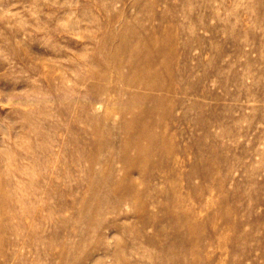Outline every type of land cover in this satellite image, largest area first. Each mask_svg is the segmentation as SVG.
<instances>
[{
  "label": "rangeland",
  "instance_id": "rangeland-1",
  "mask_svg": "<svg viewBox=\"0 0 264 264\" xmlns=\"http://www.w3.org/2000/svg\"><path fill=\"white\" fill-rule=\"evenodd\" d=\"M0 264H264V0H0Z\"/></svg>",
  "mask_w": 264,
  "mask_h": 264
},
{
  "label": "bare ground",
  "instance_id": "bare-ground-1",
  "mask_svg": "<svg viewBox=\"0 0 264 264\" xmlns=\"http://www.w3.org/2000/svg\"><path fill=\"white\" fill-rule=\"evenodd\" d=\"M147 39V38H146ZM115 40V39H114ZM148 40V39H147ZM141 41H143V39L141 40ZM140 41V42H141ZM145 41V40H144ZM144 41H143V45L145 46V44H144ZM149 42H150V40H149ZM145 43H146V41H145ZM147 43H148V41H147ZM136 44V43H135ZM134 44V46H133V48L134 49H136V50H138L137 48H139L140 46H142L143 48H144V46L143 45H140V46H138L139 45V43L137 44V46ZM141 47V48H142ZM142 52V51H141ZM144 52V51H143ZM142 52V53H143ZM146 52V51H145ZM154 52V51H153ZM156 52V51H155ZM154 52V53H155ZM147 53V52H146ZM136 55V56H135ZM135 55H133V57H134V60L132 61L131 60V58H130V60L132 61H130V64H128V65H130V70H131V72H132V74L131 75H134L132 78H129V79H127V80H125V82L127 83L126 85H129L128 86V88H126L125 89V91H122L123 92V94H126V96H128V100H127V102H128V108L130 107V106H132L133 105V109H134V103L136 104L137 103V105H138V100L139 99H143V98H145V97H143L142 95H140V94H138V93H136V91L134 90V89H136L137 87H140V86H143V88H147V89H150V90H163V89H167L164 85H161L159 82H158V80H157V78H154V76H153V74H152V72H150V71H148V69H152V68H155V67H157L156 65H157V63H156V61L154 60V58L153 59H146V61H144V63H141V58H142V56H144V55H140L139 53L138 54H135ZM148 55V54H147ZM151 56L152 57H154L155 55L152 53L151 54ZM157 56V55H156ZM132 57V56H131ZM147 57V56H146ZM160 57V56H159ZM151 58V57H150ZM112 59H114V58H112ZM119 60V59H118ZM127 60L129 61V58L127 59V57H126V60L124 59V61H126L127 62ZM123 60H119V62H120V64L121 63H123L124 62ZM143 61V60H142ZM97 62V61H96ZM99 62V61H98ZM161 62V61H160ZM128 63V62H127ZM126 63V64H127ZM96 64V63H95ZM119 64V65H120ZM97 65V64H96ZM127 65V66H128ZM146 69H147V71H146ZM102 71V70H101ZM100 73V72H99ZM102 74H103V72H102ZM104 75H106V73H104ZM94 77V76H93ZM102 76H100L99 75V77H98V79H103V78H101ZM127 77H129V75L127 76ZM126 77V78H127ZM141 88V87H140ZM100 89V88H99ZM99 92V91H98ZM122 92H120V93H122ZM125 92V93H124ZM96 94H98V93H96ZM147 98V97H146ZM155 100L157 99V97L155 96V97H153ZM127 102H126V104H127ZM137 107V106H136ZM133 109H132V113H133ZM129 110H130V108H129ZM134 110H136V109H134ZM147 110H145V109H140L136 114H135V116H133V119H130V120H127V121H125V123L124 124H122V125H125V126H127L128 127V125H138V123H139V121L140 122H142V120H143V118H144V113L145 114H147ZM128 114V113H127ZM127 119V118H126ZM125 119V120H126ZM136 125V126H137ZM146 125H147V123L144 121V122H142L141 124H139L138 125V127H140V131L137 133V132H135L134 134H131V139H132V142H134V144L136 145V146H138V147H140L139 148V150L140 151H142L143 150V148L139 145V144H141L140 143V140H142V139H148L150 136L148 135V134H146L145 133V131H144V128L146 127ZM138 130V129H137ZM145 139V140H146ZM148 141V140H147ZM130 142V141H129ZM150 142H152V141H150Z\"/></svg>",
  "mask_w": 264,
  "mask_h": 264
}]
</instances>
